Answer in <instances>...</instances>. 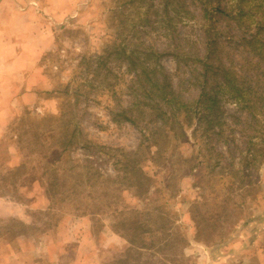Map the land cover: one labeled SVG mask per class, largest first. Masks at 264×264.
Segmentation results:
<instances>
[{
    "label": "rangeland",
    "instance_id": "374dc122",
    "mask_svg": "<svg viewBox=\"0 0 264 264\" xmlns=\"http://www.w3.org/2000/svg\"><path fill=\"white\" fill-rule=\"evenodd\" d=\"M16 1V22L0 34L8 51L0 62V244L16 241L20 260L36 264H264V162L237 172L256 150L262 119L254 110L264 101V0H210L205 15L198 0L127 4L126 40L115 41L125 52L109 54L104 42L119 36L124 0ZM102 52L101 75L91 80L85 68ZM206 52L212 69L204 73ZM158 63L185 100L204 86L211 102L201 137L186 128L181 139H157L156 161L140 164L152 178L140 193L114 170L142 140L117 112L143 99L135 73ZM76 78L92 85L63 103ZM123 232L144 244L129 245Z\"/></svg>",
    "mask_w": 264,
    "mask_h": 264
},
{
    "label": "trees",
    "instance_id": "16d2710c",
    "mask_svg": "<svg viewBox=\"0 0 264 264\" xmlns=\"http://www.w3.org/2000/svg\"><path fill=\"white\" fill-rule=\"evenodd\" d=\"M142 1L144 0H124L120 2L119 8L121 9V11H119V14L121 17L119 18V26H121V31L119 32V36L117 37L114 36L112 33L107 32L108 35H113V38L109 41V44L106 41L104 42V52L109 54L111 49L113 48H118L119 51H122L123 53L125 52V47H123L122 44L115 43L116 40H119L122 43H124V41L126 40V38L122 37L123 27L128 21V18L127 16H125L124 13L125 6L129 4L131 5V7L137 8L136 6H134L135 3ZM173 1L178 3L180 0H171V2ZM198 1L204 7L205 15L206 9L210 6V0ZM173 9L174 8H172L171 11H173L177 17H180V12H178V10L176 9ZM211 11H213V9H211ZM109 14L110 11H107L106 18L102 19L104 25L107 28L110 27L108 25ZM104 57L105 56L103 52L98 54L97 58L92 63H88L87 67L85 68L87 69V72L92 73V78H96L97 76L101 75L100 72L102 64L105 63ZM80 59H82V56ZM130 59L132 58L130 57ZM209 60V52H206L199 60L200 66L204 73L212 69L210 68L211 62ZM130 61L132 62V60ZM157 65L158 67L154 66V68L151 70L144 69L143 71L135 73L136 78H134V83H138L139 86L144 89V97L143 99L132 101L129 105L122 107L117 112V114L122 119L128 121L131 125L139 128L142 135V140L135 150L130 152H124L123 155L115 161L114 170L117 173L122 174V178L124 182L126 181V185L135 188V190L140 191V193L147 192L152 179L151 176H149L143 170L140 164L141 162L146 160L151 162L156 161L155 151L157 152V139H166L167 142L171 141L172 138L181 139L186 135V128H191L192 137H197L196 132H198L199 137H201L202 132L200 129L202 128V116H204L205 118L204 106L207 102H211L210 97L207 96L204 86L201 87L202 90H200V93L196 100L192 102L185 100L181 96V94H179V92H177L173 88L169 74L164 70L163 66L160 63H158ZM216 68L218 70L220 66L218 65ZM223 77L227 79V83H229L234 89L233 91L237 93L235 98L243 105H246L245 97L243 96V90L237 84L228 79L226 77V74ZM95 78L91 80H94ZM88 85L91 86L92 84L90 83ZM88 85L86 84V81L81 78L75 80L73 86L75 88L74 94H70L69 90L66 89L65 93L67 94L66 97L63 99V103L65 101H69L72 96H76L77 89H82V87ZM107 87H109L108 92L110 91L112 93L111 95H113L114 84L107 83ZM262 98H264V96ZM254 111L255 115L257 117L258 115H260L262 119H257L253 128L255 131L253 137L256 140H252V144L255 145L256 150L252 154L250 153V157H248L247 155L241 156L240 162H238L240 163V169L237 170V172L241 173L243 176H245L244 171L246 170L247 166L251 165L257 168L264 162V101H262V104L259 105ZM58 114H61L62 118V107H60ZM59 116L60 115H48L47 118L51 117L55 121L57 119L59 120ZM206 123H208V121ZM149 126H151V128H149ZM219 131H222L221 128H219ZM67 143L71 144L72 142L68 140ZM152 146H155L154 150L152 149ZM204 161L205 160L203 159V156H200L198 163H196L195 165L202 166V164H204ZM195 165L191 166L190 169L196 167ZM231 175L232 174L225 171H223L221 174L222 178H224L225 180L227 179L226 181H229V184L227 185L226 189H230L232 186ZM47 185L48 188L46 191L52 195H56L57 192H52V189L57 185H54L51 182H49ZM247 191H250V193L248 192L249 194L257 193L255 189H248ZM127 233L125 234L123 232L122 236L127 240L129 245L134 243L136 240L137 243H143V236H139V238L135 240L134 238L130 237ZM139 247L145 248L144 246Z\"/></svg>",
    "mask_w": 264,
    "mask_h": 264
},
{
    "label": "crops",
    "instance_id": "0c3cea01",
    "mask_svg": "<svg viewBox=\"0 0 264 264\" xmlns=\"http://www.w3.org/2000/svg\"><path fill=\"white\" fill-rule=\"evenodd\" d=\"M18 7L19 5L16 0H0V34L3 31L7 32L4 30V28H2V26L6 27L15 24L16 22L15 19L17 18V15L19 13ZM1 41L3 42L5 41V38L3 36L2 37L0 36V62H3L8 51L7 48L2 46ZM8 62L9 61L6 60L5 65H9ZM16 248H17L16 241L13 248L11 245L7 247L6 244L3 246L0 244V264H36L32 260H29L30 262L27 260L26 261L20 260V256H17ZM39 264H43V263H39Z\"/></svg>",
    "mask_w": 264,
    "mask_h": 264
}]
</instances>
